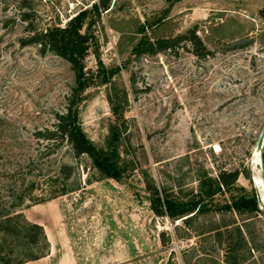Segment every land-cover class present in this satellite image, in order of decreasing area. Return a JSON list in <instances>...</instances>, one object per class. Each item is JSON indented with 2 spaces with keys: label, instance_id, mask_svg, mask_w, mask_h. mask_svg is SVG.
<instances>
[{
  "label": "rangeland",
  "instance_id": "obj_1",
  "mask_svg": "<svg viewBox=\"0 0 264 264\" xmlns=\"http://www.w3.org/2000/svg\"><path fill=\"white\" fill-rule=\"evenodd\" d=\"M97 1L0 0V264L46 253L33 222L57 243L49 264L63 240L77 264H263L253 147L264 125V0H111L106 9ZM69 20L88 36L80 73L23 42L30 27ZM192 26L208 52L184 41L135 52L143 38ZM71 94L91 153L99 159L115 144L118 179L90 153L36 137ZM221 168L239 174L206 199L208 209L175 219L151 208L154 187L186 201L199 177ZM63 179L75 189L50 195ZM258 194V209L226 205Z\"/></svg>",
  "mask_w": 264,
  "mask_h": 264
},
{
  "label": "trees",
  "instance_id": "obj_2",
  "mask_svg": "<svg viewBox=\"0 0 264 264\" xmlns=\"http://www.w3.org/2000/svg\"><path fill=\"white\" fill-rule=\"evenodd\" d=\"M110 1L111 0H98L94 5H98L101 8L106 9L108 8ZM29 31L31 32L25 39H23V42L37 44L41 53L52 51L66 59L76 73H80L82 71L84 59L87 54L88 36L80 30L74 21L69 20L63 25H48L41 29L30 27ZM181 41L189 43L191 48L195 49L196 53L208 52V49L203 43L200 35L196 32L195 26L172 36L157 37L154 39L148 37L143 38L135 47V52L137 54H154L158 51L175 48ZM54 117L55 118L50 126H45L36 130V137L39 141L46 140L47 144L50 142L54 149L60 143L65 142L68 145V150L73 156L90 153L94 158H96L95 163L104 175L109 177L113 176L117 179L120 177L121 169L115 158V144H112L110 148V150L113 149V152H105V155H102L99 159V156L91 153L89 150V146L76 124L75 98L73 94H71V97L68 98L66 108L60 112H55ZM113 128H111L112 134L115 133ZM262 156L264 159V143L262 147ZM238 174V168H221L215 176H211L209 174L202 175L198 178V194L196 197L190 198L186 201H178L167 192L161 196L158 189L154 187L153 190H151L150 195L151 208L157 214H166L175 219L185 215L189 211L195 210L196 207L199 209L200 207L206 206L201 209H208L209 206L206 204H210L206 199L214 196L222 188L229 189L232 185H234ZM65 181L66 180L64 179L62 180L61 189H52L50 195L64 193L68 189H75L69 188ZM10 185H12V183H10L9 186ZM76 187L79 188L78 186ZM257 202L260 203L259 194L256 197L239 195L238 197H232L231 202L226 205L230 208H236L238 210L249 207L252 209H258ZM32 225L40 229L42 236L47 243L48 241L42 225L37 222H33ZM40 256L41 255H38L33 258Z\"/></svg>",
  "mask_w": 264,
  "mask_h": 264
},
{
  "label": "crops",
  "instance_id": "obj_3",
  "mask_svg": "<svg viewBox=\"0 0 264 264\" xmlns=\"http://www.w3.org/2000/svg\"><path fill=\"white\" fill-rule=\"evenodd\" d=\"M37 223L41 224L40 222H37ZM44 233L48 241V248H47L46 253H44L43 255H41L40 257L36 259L26 260L24 264H49L48 257L51 258V256L56 252L57 243L54 241V239H52V236L49 230L44 228ZM62 243H63V246L65 247V251H63L61 254L55 257V260H56L55 264H77V260L75 256L72 254L73 252L71 250L69 242H66V240H63ZM66 243L68 244L67 246H65Z\"/></svg>",
  "mask_w": 264,
  "mask_h": 264
},
{
  "label": "water",
  "instance_id": "obj_4",
  "mask_svg": "<svg viewBox=\"0 0 264 264\" xmlns=\"http://www.w3.org/2000/svg\"><path fill=\"white\" fill-rule=\"evenodd\" d=\"M263 143H264V125L262 126V128L260 129L254 147L255 149H257L259 151V165H260V174H261V188H262V192L264 194V159L262 156V147H263ZM261 206V204H260Z\"/></svg>",
  "mask_w": 264,
  "mask_h": 264
},
{
  "label": "bare ground",
  "instance_id": "obj_5",
  "mask_svg": "<svg viewBox=\"0 0 264 264\" xmlns=\"http://www.w3.org/2000/svg\"><path fill=\"white\" fill-rule=\"evenodd\" d=\"M253 158L255 160V162H259V151L257 149H255V147H253ZM257 169V168H256ZM259 171V170H257ZM256 179L258 181V183L260 182V187H261V174H259L258 172L255 174ZM262 190V188H261ZM263 193V192H262ZM264 195V194H263Z\"/></svg>",
  "mask_w": 264,
  "mask_h": 264
}]
</instances>
